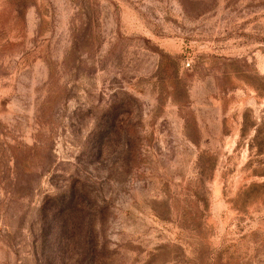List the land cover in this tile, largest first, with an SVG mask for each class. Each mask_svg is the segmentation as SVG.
Segmentation results:
<instances>
[{
	"label": "rangeland",
	"instance_id": "obj_1",
	"mask_svg": "<svg viewBox=\"0 0 264 264\" xmlns=\"http://www.w3.org/2000/svg\"><path fill=\"white\" fill-rule=\"evenodd\" d=\"M0 264H264V0H0Z\"/></svg>",
	"mask_w": 264,
	"mask_h": 264
}]
</instances>
